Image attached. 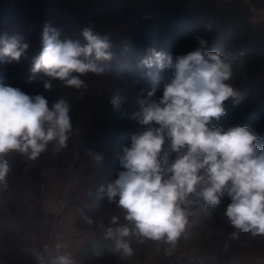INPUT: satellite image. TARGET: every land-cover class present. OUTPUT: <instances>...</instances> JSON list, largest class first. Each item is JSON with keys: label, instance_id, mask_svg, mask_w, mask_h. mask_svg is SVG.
Wrapping results in <instances>:
<instances>
[{"label": "rangeland", "instance_id": "obj_1", "mask_svg": "<svg viewBox=\"0 0 264 264\" xmlns=\"http://www.w3.org/2000/svg\"><path fill=\"white\" fill-rule=\"evenodd\" d=\"M27 2L29 7L23 9L0 0V34L19 31L30 45L19 62H10L0 53V84H10L33 95V80L40 73L30 71L31 61L42 48L41 33L49 21L61 38L68 36L83 41L81 31L85 27L108 36L113 45V59L100 63L104 69L102 73H86L80 77L86 88L75 89L59 80L52 82L53 91L45 97L49 106L60 98L66 99L71 106L72 128L66 147L58 148L55 141L50 142L35 160L15 151L5 154L10 167L6 177L9 188L0 184V228L15 233L13 238H8L6 231L0 229V264L15 256L10 239L13 244L16 241L17 244L29 243L33 249L43 239L57 235L77 264H168L175 250L214 254L225 264H264V240L252 239L246 234L235 241L229 239L233 229L221 215L231 202L226 194L220 205L212 209L194 197L197 204L191 209L187 238H181L170 254L166 253L168 246L163 242L129 236L126 239L134 255L123 257L112 251V242L103 238L99 227L100 222L108 224L112 215L120 216V223L131 227L117 204L109 203L99 193L122 170L119 164L122 147L130 145L132 134L147 127L131 119L132 114L139 111L140 100L148 99L147 93L154 86L155 95L159 97L163 85L170 80L169 70L161 71L156 66L146 69L140 65L147 50L155 48L175 57L194 50L195 37L200 36L207 41L206 51L235 55L230 41L244 31L235 29V19L244 17L249 24L259 26L264 22L247 12L245 4L217 6L202 0ZM103 4L109 5V15L102 22L94 23L91 11H98ZM208 24L212 25L210 31L206 28ZM235 56L233 76L227 83L239 89L242 99L238 104H233L231 99L226 101L225 115L212 123L224 130L236 125L248 126L260 136L258 146L264 147V89L251 88L262 82L264 73H249L245 79L253 81H246L251 84L240 87L238 79L245 73L250 60L240 54ZM115 94L123 99L119 111L111 105ZM93 110L107 114V119L93 121ZM93 154L101 155L102 160L97 162ZM175 158L176 153L166 141L161 160L167 164ZM86 219L94 223L88 225ZM91 249L96 251L93 256L88 254Z\"/></svg>", "mask_w": 264, "mask_h": 264}, {"label": "clouds", "instance_id": "obj_2", "mask_svg": "<svg viewBox=\"0 0 264 264\" xmlns=\"http://www.w3.org/2000/svg\"><path fill=\"white\" fill-rule=\"evenodd\" d=\"M211 27L206 26L209 31ZM81 36L83 41L61 38L50 21L44 24L42 48L32 58L30 71H42L50 78L43 84L45 89L52 87L53 80L75 89L86 88L80 77L102 73L100 63L113 59L108 36L92 27L83 28ZM195 39L197 46L186 54L173 57L149 48L140 60L142 67L169 70L171 77L163 85L162 95L156 97L154 86L148 99L140 100L139 111L131 119L147 127L132 134L130 145L122 147V170L99 193L109 203L115 202L131 224L120 223L118 215H112L108 224L99 223L103 238L113 244L112 251L123 257L134 255L126 239L129 236L163 242L170 254L181 238H187L191 209L197 204L194 197L212 209L226 194L231 202L221 215L233 229L229 239L235 241L246 234L264 240V147L257 144L260 136L248 126L224 130L212 123L225 115L226 101L238 104L242 99L239 89L227 83L237 57L206 51L207 41L200 36ZM0 45V53L10 62H19L30 47L19 31L0 34ZM122 104V97L113 95V109L119 111ZM70 111L64 98L49 106L43 95L0 84V184L7 186L10 171L5 154L15 151L35 160L50 142L55 141L58 148L67 146ZM166 141L176 158L164 164L161 153ZM93 155L97 162L102 160L101 155ZM86 223L94 221L86 219ZM228 247L226 242L225 249ZM65 248L58 241L54 251L47 246L30 251L36 264H77Z\"/></svg>", "mask_w": 264, "mask_h": 264}, {"label": "trees", "instance_id": "obj_3", "mask_svg": "<svg viewBox=\"0 0 264 264\" xmlns=\"http://www.w3.org/2000/svg\"><path fill=\"white\" fill-rule=\"evenodd\" d=\"M8 2V4H14L20 8L26 9L28 8L29 4L27 2V0H6ZM204 3H211L208 2L206 0H202ZM213 4V3H211ZM224 5H235L233 4H224ZM237 5H241V4H237ZM220 6V5H217ZM90 7V5H89ZM90 9V8H89ZM245 9V8H244ZM109 10L110 7L108 4H103L101 5V7H99L98 11H91V15H92V20L94 23H98V22H102L103 20H105L107 18V16L109 15ZM247 12V8L245 9ZM2 16V12L0 10V17ZM241 29L244 30L241 32V34L238 37H233L230 41V46L235 48V55H242L244 57H248L249 58V66H246L244 69L245 73L238 79V85L240 87H245L246 84H251V83H246V81H248L247 79V75L249 73H258V72H263L264 73V24L263 25H252L249 24V21L247 19H245L244 17H238L235 19V29ZM235 34V32H234ZM239 60H241V58H239ZM40 74L36 75L35 79L33 80V85H32V93L33 95H43L44 97H46L47 94H49L50 92L53 91V87L52 86L50 89H45L43 87V84L45 82V80H48L50 78L46 77L45 74L41 71L39 72ZM56 80L51 81L54 82ZM253 80H249L248 82H252ZM258 82V81H257ZM251 88L253 90H263L264 89V79L262 80L261 83H256L255 85L251 86ZM258 89V90H257ZM92 117H93V121H99V122H103L105 119H107V114L106 115H101L99 110H93L92 111ZM9 188L8 186L6 187V189ZM3 231H6V235L8 236V238L14 236L13 230L9 229L6 230L4 227L0 228ZM15 240V239H14ZM16 241V240H15ZM9 243L12 244L11 245V249L13 250V253L15 254V256L13 258L7 259L4 262H2L1 264H36L33 255L31 254V246L28 243H22L20 242L19 244H17L18 242L16 241V243L13 244V240L10 239ZM9 244V245H10ZM17 244V246H16ZM94 248L96 249L97 247L94 246ZM88 254L90 255H95L96 251L91 249ZM2 258H4V255L1 256Z\"/></svg>", "mask_w": 264, "mask_h": 264}, {"label": "built area", "instance_id": "obj_4", "mask_svg": "<svg viewBox=\"0 0 264 264\" xmlns=\"http://www.w3.org/2000/svg\"><path fill=\"white\" fill-rule=\"evenodd\" d=\"M215 5L224 4H245L248 12L252 14L253 17L259 19V21L264 22V0H206ZM59 236L50 238L49 240L43 239L38 242L34 248L43 250L45 246L52 251L56 242H58ZM35 260V258H34ZM36 263V261H35ZM147 264H155L153 262H148ZM168 264H225L220 261L218 257L214 254H193L180 250H175Z\"/></svg>", "mask_w": 264, "mask_h": 264}]
</instances>
